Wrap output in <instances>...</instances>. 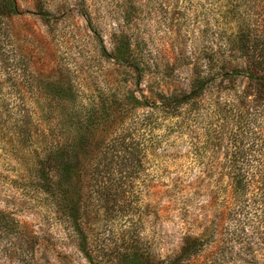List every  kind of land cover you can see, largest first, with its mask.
Segmentation results:
<instances>
[{
  "label": "rangeland",
  "instance_id": "obj_1",
  "mask_svg": "<svg viewBox=\"0 0 264 264\" xmlns=\"http://www.w3.org/2000/svg\"><path fill=\"white\" fill-rule=\"evenodd\" d=\"M14 3L18 15L5 20L19 38L14 49L20 39L37 48L27 65L35 77L32 92L69 83L84 105L95 97L98 107L103 96L152 106L162 96L189 93L194 78L216 66L199 99L181 106L177 117L156 119L146 157L120 152L107 187L83 181L90 148L75 159L70 184L42 187L34 157L42 139L34 135L22 145L0 120V264H264L260 199L246 192L229 201L227 179L211 184L228 172L221 166L230 135L240 131L246 84L236 78V90L229 88L218 67L245 64L237 31L245 34L248 25L264 39V0ZM135 109L141 114L144 108ZM127 122L114 125L117 133ZM106 129L88 133L90 143L113 135ZM206 144L195 158L194 150Z\"/></svg>",
  "mask_w": 264,
  "mask_h": 264
},
{
  "label": "trees",
  "instance_id": "obj_2",
  "mask_svg": "<svg viewBox=\"0 0 264 264\" xmlns=\"http://www.w3.org/2000/svg\"><path fill=\"white\" fill-rule=\"evenodd\" d=\"M11 15H18L14 0H0V120L10 125L22 145L31 142L34 135L42 139L37 147L40 151L35 150L34 157L37 160V178L46 189L70 184L75 174V159L82 149L89 148L80 171L85 175L83 181L93 180V184L100 183V187L111 185L113 160L120 158V152L123 155L131 154L135 159L140 152L143 158L146 157L153 147V143L149 144L147 139L156 128V119L173 118L176 114L177 117L180 107L199 99L212 81L208 76L213 74L216 65H211L204 75L200 73L194 78L189 93L180 98L162 96L159 105L151 103L152 106L140 104L134 99L124 103L114 97L104 99L103 96H100L101 104L98 107L94 105L95 97L84 105L78 101V95L71 90L73 88L69 83L57 82L54 84L56 87H51L52 91L48 93L35 89L32 92L35 77L27 65L31 63L34 49L37 48L26 39H20L19 50L14 49L12 43L19 38H14L5 23ZM40 15L48 24L45 13L41 11ZM247 27L245 34L237 31L240 42L238 50L246 60L241 65L243 67L233 65L226 69L227 62L218 67L220 77L225 79L229 88L236 90V78L244 79L246 84L239 96L241 109L237 127L240 131L230 135L231 146L221 166L228 172L222 175L218 173L219 176L211 184L217 187L224 178L227 179L229 201L239 200L249 192L253 198L260 199L264 212V39L252 35L250 27ZM49 101L57 105L53 111L45 107ZM136 107L144 108L143 112L136 114ZM35 118L41 127L36 125ZM49 118L51 121H48ZM125 118L129 121V128L117 133L114 125L117 122L122 124ZM106 127V134L113 135L94 140V144H91L88 133L99 132ZM139 141L142 147L137 151ZM206 148H209L208 144L195 149V158H200L201 150ZM256 168H260L259 171ZM252 169L255 171L250 172Z\"/></svg>",
  "mask_w": 264,
  "mask_h": 264
}]
</instances>
